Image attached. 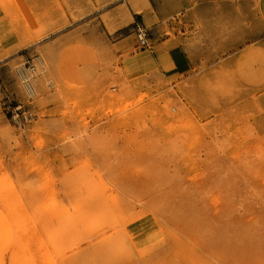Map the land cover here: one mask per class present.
<instances>
[{
    "label": "rangeland",
    "instance_id": "obj_1",
    "mask_svg": "<svg viewBox=\"0 0 264 264\" xmlns=\"http://www.w3.org/2000/svg\"><path fill=\"white\" fill-rule=\"evenodd\" d=\"M164 1L0 0V264H264V0Z\"/></svg>",
    "mask_w": 264,
    "mask_h": 264
},
{
    "label": "crops",
    "instance_id": "obj_2",
    "mask_svg": "<svg viewBox=\"0 0 264 264\" xmlns=\"http://www.w3.org/2000/svg\"><path fill=\"white\" fill-rule=\"evenodd\" d=\"M173 1L174 0H172V2ZM132 2L131 8L135 15L143 17V14L146 13L148 17H151V15H149L147 12V10L151 8L156 15L158 22L163 20L165 17L174 14L177 10L175 5L169 4L170 2L165 3L164 0H148V4L146 1L141 3L140 0H132ZM140 5H144L146 8L141 9L142 7ZM236 18V16L231 14L230 22L232 24H241L243 22L242 20L240 21L238 18ZM228 20L229 19H226L223 16L222 10H216L213 20L216 29H218L217 27L219 25H223L224 21L228 22ZM123 26L126 25L121 24L117 26L116 29H122ZM185 34L186 30H184L182 35ZM167 41L168 39L159 40L158 43H152L153 45H149V48H147L151 53V58L157 70L159 72L165 73V75L169 77L186 75L190 73L193 70L195 63L198 61V53L194 51L193 48H189L188 46L172 45L170 47H166L164 44ZM154 47L155 49H152Z\"/></svg>",
    "mask_w": 264,
    "mask_h": 264
},
{
    "label": "built area",
    "instance_id": "obj_3",
    "mask_svg": "<svg viewBox=\"0 0 264 264\" xmlns=\"http://www.w3.org/2000/svg\"><path fill=\"white\" fill-rule=\"evenodd\" d=\"M136 38L138 45L141 48H149V43H148V35H147V30L143 26H137L136 27ZM19 113H20V106H15L11 110V118L15 123H18V118H19ZM26 119V114L22 115Z\"/></svg>",
    "mask_w": 264,
    "mask_h": 264
}]
</instances>
